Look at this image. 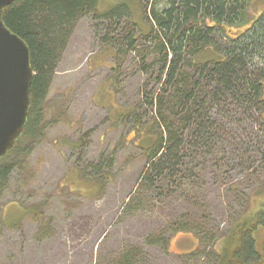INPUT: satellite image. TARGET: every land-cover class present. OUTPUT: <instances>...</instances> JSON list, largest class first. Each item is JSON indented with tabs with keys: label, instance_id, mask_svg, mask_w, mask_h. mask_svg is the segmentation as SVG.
<instances>
[{
	"label": "rangeland",
	"instance_id": "obj_1",
	"mask_svg": "<svg viewBox=\"0 0 264 264\" xmlns=\"http://www.w3.org/2000/svg\"><path fill=\"white\" fill-rule=\"evenodd\" d=\"M149 1L97 0L68 24L45 132L0 195V264H216L225 235L264 198L262 109L243 145L223 134L206 146L189 126L172 172L146 171L164 123L183 113L174 79L188 74L182 87L195 92L191 61L216 58L211 48L185 52L178 76L163 82L174 57L156 51ZM121 5L129 13L100 15ZM263 10L264 0H250L247 25Z\"/></svg>",
	"mask_w": 264,
	"mask_h": 264
},
{
	"label": "trees",
	"instance_id": "obj_2",
	"mask_svg": "<svg viewBox=\"0 0 264 264\" xmlns=\"http://www.w3.org/2000/svg\"><path fill=\"white\" fill-rule=\"evenodd\" d=\"M249 1H149L147 19L151 26L154 25V34L157 33L159 40L156 51L164 54L163 59L166 54L174 57L167 63L168 72L163 82L168 83L180 71L185 52L197 55L211 48L216 58L197 64L191 61L200 69L198 82L193 86L195 92L182 87L188 84V74H178L179 79H174L175 99L183 113L175 115L176 120L174 116L173 125L164 123L165 134L158 135L159 145L151 153L154 157L159 155L156 162L149 163L146 171L172 172L185 145L186 127L192 126L189 127L192 135L197 141L203 140L206 146L211 141H223V134L229 136L233 146H240L244 144L242 134L247 130L250 131L246 135L254 132L252 110L262 109L259 118L264 125V10L247 25L249 18L245 15V6ZM96 4L97 0H15L2 9L4 25L28 48L33 74L22 131L0 157V195L7 186L12 168L22 166L18 158L23 150L30 149L45 132L46 97L68 24L90 8L96 9ZM120 7L124 6L100 15L105 19L114 18L113 15L119 18L127 11ZM215 32L224 39L220 44L209 40ZM205 104L207 107H203ZM211 112L213 117L209 115ZM26 140L29 142L23 147ZM254 202L257 208L225 235L216 264H264V198Z\"/></svg>",
	"mask_w": 264,
	"mask_h": 264
},
{
	"label": "water",
	"instance_id": "obj_3",
	"mask_svg": "<svg viewBox=\"0 0 264 264\" xmlns=\"http://www.w3.org/2000/svg\"><path fill=\"white\" fill-rule=\"evenodd\" d=\"M14 1L0 0V157L22 131L33 74L26 44L1 18L2 9Z\"/></svg>",
	"mask_w": 264,
	"mask_h": 264
}]
</instances>
